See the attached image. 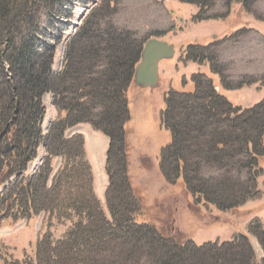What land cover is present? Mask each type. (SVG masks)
Here are the masks:
<instances>
[{
	"label": "trees",
	"instance_id": "obj_1",
	"mask_svg": "<svg viewBox=\"0 0 264 264\" xmlns=\"http://www.w3.org/2000/svg\"><path fill=\"white\" fill-rule=\"evenodd\" d=\"M90 1L0 0V227L44 214L36 261L22 264H264L260 220L253 219L246 234L230 240H182L133 184L128 91L145 39L113 24L109 3L101 0L64 41L62 66L54 71L74 4ZM253 1L231 0L245 9ZM209 47L190 44L183 58L207 61L213 73H220L217 59L203 55ZM191 83L189 89L166 94L161 118L172 138L160 150V174L167 184L184 186L195 203L236 209L259 195L264 97L242 107L203 73L193 74ZM47 93L64 115L44 133ZM80 123L109 138L104 207L94 191L83 135H66ZM40 146L45 154L31 172ZM56 158L61 164L55 170ZM205 168L217 173L206 177ZM53 221L70 223L55 242L49 231ZM252 237L263 252L260 258Z\"/></svg>",
	"mask_w": 264,
	"mask_h": 264
},
{
	"label": "rangeland",
	"instance_id": "obj_2",
	"mask_svg": "<svg viewBox=\"0 0 264 264\" xmlns=\"http://www.w3.org/2000/svg\"><path fill=\"white\" fill-rule=\"evenodd\" d=\"M192 1H201V5L180 0H105L113 12L110 20L117 27L133 31L145 42L157 38L175 48L172 58L159 62L155 87L139 88L132 84L129 88V168L133 184L138 186L145 202L153 204L164 226L172 228L182 240L193 239L201 244L246 234L253 219L260 220L264 226V156L259 158L263 173L257 180L258 198L227 211L211 204L195 203L193 194L186 192L184 186L167 184L158 168L160 150L172 138L161 118L165 97L172 89L191 88L193 74L203 73L234 104L248 107L260 101L264 97V0H254L247 9L231 0ZM100 3L101 0H92L86 5L74 4L63 42L58 46L54 64L57 69L63 60L64 41ZM206 43L213 47L203 55L217 59L220 73H213L207 61L199 64L183 58L188 45ZM216 173L205 168L202 175ZM99 199L104 207L103 195ZM34 219L0 227V264L36 261L37 240L45 229L44 214ZM69 225V222H52L49 231L54 242ZM251 241L260 258L263 252L259 244L254 237Z\"/></svg>",
	"mask_w": 264,
	"mask_h": 264
},
{
	"label": "crops",
	"instance_id": "obj_3",
	"mask_svg": "<svg viewBox=\"0 0 264 264\" xmlns=\"http://www.w3.org/2000/svg\"><path fill=\"white\" fill-rule=\"evenodd\" d=\"M43 101L46 105L47 113L42 123V128L43 131L46 132L50 122L59 115H64V113H59L56 107L53 105L52 96L50 93L44 95ZM73 134H81L84 137L86 158L91 166L93 174L94 191L98 198L103 195L104 199L103 189L104 187L106 188L105 185L108 183V177L105 173V161L109 138L103 133L94 130L91 125L87 123H80L70 128L66 132L67 136H71ZM44 154V147L40 146L38 150L39 158H41ZM60 164L61 159L56 158L54 161L55 170L60 166Z\"/></svg>",
	"mask_w": 264,
	"mask_h": 264
},
{
	"label": "water",
	"instance_id": "obj_4",
	"mask_svg": "<svg viewBox=\"0 0 264 264\" xmlns=\"http://www.w3.org/2000/svg\"><path fill=\"white\" fill-rule=\"evenodd\" d=\"M175 48L157 38L146 40L143 45L140 60L135 67L134 84L139 88L155 87L158 83L159 62L172 58Z\"/></svg>",
	"mask_w": 264,
	"mask_h": 264
},
{
	"label": "bare ground",
	"instance_id": "obj_5",
	"mask_svg": "<svg viewBox=\"0 0 264 264\" xmlns=\"http://www.w3.org/2000/svg\"><path fill=\"white\" fill-rule=\"evenodd\" d=\"M58 63H60V62H58ZM100 178V177H99Z\"/></svg>",
	"mask_w": 264,
	"mask_h": 264
}]
</instances>
